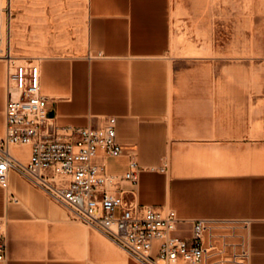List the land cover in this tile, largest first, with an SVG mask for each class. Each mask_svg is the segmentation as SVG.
Returning a JSON list of instances; mask_svg holds the SVG:
<instances>
[{"label":"crops","instance_id":"obj_1","mask_svg":"<svg viewBox=\"0 0 264 264\" xmlns=\"http://www.w3.org/2000/svg\"><path fill=\"white\" fill-rule=\"evenodd\" d=\"M177 1L87 0V17L81 26L84 40L73 39L64 54L15 58L40 65L50 115L59 124L101 126L116 117L124 151L114 159L125 167L113 171L109 158L108 168L123 174L130 161L137 160L140 181L137 185L124 181L122 188L136 190L131 196L138 202L158 207H165L158 197L164 181L150 170L161 166L173 143L184 139L185 133L200 139L206 129L196 125L200 111L187 88L192 72L188 57L171 55ZM5 89L0 64V112L6 105ZM3 129L5 118L0 119ZM197 159L209 168L222 161L207 153ZM212 182L199 179L188 184H209L199 197L216 202L222 189L215 187L217 180ZM9 190L17 201L10 196L4 201L0 193V231L7 245L4 264H142L101 231L75 219L65 205L16 170L10 172ZM253 236L250 262L264 264V225L255 227Z\"/></svg>","mask_w":264,"mask_h":264},{"label":"rangeland","instance_id":"obj_2","mask_svg":"<svg viewBox=\"0 0 264 264\" xmlns=\"http://www.w3.org/2000/svg\"><path fill=\"white\" fill-rule=\"evenodd\" d=\"M11 1L12 5L0 0L5 102L9 70L14 71L8 57L66 53L64 48L73 39L84 40L81 26L87 17V0ZM176 3L171 55L188 57L187 67L192 72L187 88L198 104L196 125L206 128L205 138L185 133L184 139L173 143L175 147L161 166L150 173L164 181L158 193L160 204L176 210L181 218L245 223L251 253L253 230L264 225V0ZM55 46L63 50L55 52ZM5 109L6 105L0 112L2 121ZM203 153L222 161L209 168L197 159ZM124 167L110 158L113 171ZM199 179L208 183L217 180L215 187L222 189L220 199L213 202L199 197L209 184H188ZM0 193L7 201L10 190L0 186Z\"/></svg>","mask_w":264,"mask_h":264},{"label":"built area","instance_id":"obj_3","mask_svg":"<svg viewBox=\"0 0 264 264\" xmlns=\"http://www.w3.org/2000/svg\"><path fill=\"white\" fill-rule=\"evenodd\" d=\"M8 60L14 71L7 85L5 133L0 135L2 188L10 189V172L16 170L142 264H248L245 223L184 219L174 209L138 202L131 196L136 190L122 188L124 181L138 184L137 160L123 174L108 168V159L122 157L124 151L116 117L101 126L59 124L50 115L40 65L17 63L12 56ZM13 146L28 150L14 154ZM9 196L17 201L12 192ZM6 259V236L0 231V264Z\"/></svg>","mask_w":264,"mask_h":264},{"label":"bare ground","instance_id":"obj_4","mask_svg":"<svg viewBox=\"0 0 264 264\" xmlns=\"http://www.w3.org/2000/svg\"><path fill=\"white\" fill-rule=\"evenodd\" d=\"M4 1V0H3ZM10 0H9V4H10ZM9 72H11V69L9 70ZM4 133H5V131H4ZM3 133V134H4ZM3 134H0V135H3ZM19 147L20 148H22V147H24V148H27L28 149V146H13V148H12V152L14 153V154H18V153H20V152H22L23 150H20L19 149ZM18 150H20V151H18Z\"/></svg>","mask_w":264,"mask_h":264}]
</instances>
